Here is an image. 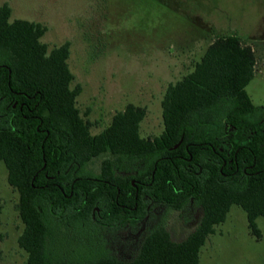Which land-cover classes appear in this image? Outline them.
<instances>
[{"label": "trees", "instance_id": "1", "mask_svg": "<svg viewBox=\"0 0 264 264\" xmlns=\"http://www.w3.org/2000/svg\"><path fill=\"white\" fill-rule=\"evenodd\" d=\"M0 8V161L17 190L26 264H199L209 235L233 205L261 238L264 218V123L246 87L256 56L237 35L218 36L194 69L170 83L163 132L140 135L146 109L129 104L98 134L76 106L81 87L68 64L70 42L51 50L41 23L10 21ZM101 158L100 171L89 169ZM203 213L184 240L161 225L124 260L107 247L89 258L60 252L70 220L119 229L137 226L157 205ZM103 228V229H104ZM102 229V228H101Z\"/></svg>", "mask_w": 264, "mask_h": 264}, {"label": "rangeland", "instance_id": "2", "mask_svg": "<svg viewBox=\"0 0 264 264\" xmlns=\"http://www.w3.org/2000/svg\"><path fill=\"white\" fill-rule=\"evenodd\" d=\"M6 3L10 21L46 26L41 42L49 50L70 42L71 88L81 87L76 106L91 123L92 134L134 104L146 109L140 135H160L169 84L191 72L216 37L232 34L255 52V76L246 89L264 123V0H0V8ZM100 165L101 158L89 169L98 173ZM18 199L0 161V264L27 261L18 243L24 228ZM202 213L196 203L182 210L157 205L135 230L70 220L58 248L86 259L109 247L113 255L128 260L152 228L163 225L175 241H182L199 225ZM257 224L261 238L251 233L246 212L233 205L202 247L199 264H264V218H257Z\"/></svg>", "mask_w": 264, "mask_h": 264}]
</instances>
